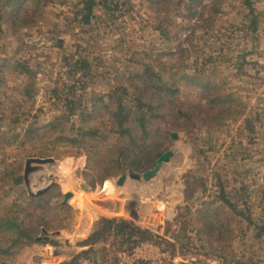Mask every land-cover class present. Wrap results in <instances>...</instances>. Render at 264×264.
<instances>
[{"label":"rangeland","instance_id":"obj_1","mask_svg":"<svg viewBox=\"0 0 264 264\" xmlns=\"http://www.w3.org/2000/svg\"><path fill=\"white\" fill-rule=\"evenodd\" d=\"M16 1L2 8L0 20V214L16 207L34 235L31 242L10 247L0 259L5 264H66L76 257L77 264H118L110 232L107 239L81 244L100 216L125 218L159 234L156 241L170 253L163 264H242L264 259V0H251L257 13L253 32L244 29L249 16L242 0H220L205 26L198 23L201 6L188 10V0H121L112 17L96 8V16L86 24L73 15L77 0ZM211 1L202 0V17ZM250 47L243 64L236 67L237 53ZM79 56L89 61L84 73L74 69L73 60ZM156 57L170 64L165 72L157 71ZM205 60L202 77L216 83L220 92H231L240 103L226 124L205 125L196 113L188 122L171 115L160 117L153 125L167 131L169 139L157 138L158 149H171L172 155L157 172L147 180L126 175L116 185L117 176L128 169L121 161L120 173L98 182L86 165L87 149L118 146L131 151L134 147L114 142L112 132L95 146L79 135L80 118L81 125L114 128L106 108L99 102L91 106L94 96H102L112 109L117 99L126 101L132 91L127 85L130 76H143L145 68L161 78L174 72V78L201 67ZM175 84L178 90L169 97L168 108L203 104L198 87L179 78ZM121 86L128 92L121 93ZM67 101L72 102L71 112ZM244 116L251 129L245 128ZM52 119V128L44 125ZM27 128L31 131L25 135ZM60 135L74 140H60ZM29 157L53 158L38 167L30 163L35 167L27 173L31 191L45 187L53 177L41 197L31 201L23 177L18 184L12 182L13 175H23ZM217 178L238 213L214 198ZM62 191L71 193L65 203ZM189 191L191 196L186 197ZM179 212L183 215L178 219L188 225H167ZM204 219L209 225L218 222L221 236L215 239L187 230L201 228ZM55 230L59 234L51 233ZM0 243H7L5 233H0ZM39 245L56 252L41 255ZM69 251L74 254L64 262Z\"/></svg>","mask_w":264,"mask_h":264},{"label":"trees","instance_id":"obj_2","mask_svg":"<svg viewBox=\"0 0 264 264\" xmlns=\"http://www.w3.org/2000/svg\"><path fill=\"white\" fill-rule=\"evenodd\" d=\"M22 0H17L19 2ZM188 3H185L187 9H191L192 5H200L201 11L199 12V22L204 26L207 25L210 18L213 14L218 11L217 3L220 0H212L207 7V15L202 17V10L204 9V3H201L202 0H188ZM10 0H0V20L2 18V8L8 5ZM187 2V1H186ZM121 0H77L76 9L73 11V15L77 18V21L86 24L89 23L93 17H95V9L98 8L105 14L107 17H112L115 12H119V7L121 6ZM242 4L245 5L247 11L246 15L249 16L246 23L244 24V29L253 32L257 28V13L254 12L252 7L251 0H242ZM251 51L241 49L237 53L234 61L236 67H240L244 62V55ZM206 60L201 63V67L193 69L191 72H180L178 77L173 78V73L169 72L168 76L161 78L160 75L156 72L148 73V69L143 70L142 75H132L129 78L128 84L131 87L132 91H129L128 98L126 101H121L117 99L115 107L112 109L109 108L102 96L96 95L93 98L91 106L95 108L97 102L106 108V111L112 122L114 123V128L104 130L99 128L97 125H81L79 120V125L77 126V132L81 137L86 136L89 141L87 142L90 146H95L99 142H103L106 133L112 132V137L114 142L123 144H129L134 147V150L124 151L123 148L118 146H104L96 149H87L86 150V165L93 169L96 175L98 182H101L104 177L112 176L120 173L123 169L121 167V161L126 163V168L132 170H143L146 167L150 166L154 159L162 152V149H158V146L161 142L157 141V138H162L163 140L169 139V133L167 131H161L158 127L153 125V121L162 118L163 116H173L181 118L183 122H188L190 118L194 119L196 117L195 113L200 116L203 124L208 126H220L226 124L229 120L231 112L233 109L240 105L239 101L232 95L231 92L222 93L219 90V87L216 83L210 81L209 79L202 77V72L204 71V66ZM73 65L75 70L80 72L86 71L89 67V61L84 56L76 57L73 60ZM156 69L158 72H162L170 66L169 63L161 59L155 58ZM196 66V65H195ZM165 72V71H164ZM146 75H151L155 78L149 77ZM140 78V81L136 83V79ZM183 79L184 81L195 85L200 90V97L203 100V104L192 105L187 104L184 108L175 107L168 108L170 104L169 97L177 92L178 87L175 82L177 79ZM118 89L121 90V93L128 92L125 86H121ZM65 106L68 112L73 110L72 102H65ZM108 108V109H107ZM108 110V111H107ZM53 119L48 121L46 126L53 127ZM243 124L245 128L251 129L252 124L250 119L246 116L243 117ZM175 124L173 126H177ZM30 129L24 131L25 135L30 133ZM60 140L63 141H73L74 139L67 135H60ZM124 151L122 156L120 154ZM22 181L21 174L13 175L12 182L13 184H18ZM217 187L215 193L213 194L214 198L223 202L227 207L233 212H237L235 209V203L228 198L227 193L225 192L224 184L217 178V181L214 183ZM191 196V191L186 193V197ZM40 194L28 196V200L38 199ZM19 207H17L18 209ZM182 209L186 210L187 206L182 205ZM10 207L0 214V233H5L7 243H0V255H6L10 247L15 244L29 243L33 240V227H27L25 225L24 217L20 216L18 212ZM238 213V212H237ZM183 215L182 212L175 214L171 221H167V225L177 223H185L188 225L187 221L179 220L178 217ZM213 218L218 221V216L214 213ZM248 222H250L249 216L245 217ZM184 221V222H183ZM38 225L42 222L37 223ZM202 227H191L187 230H193L194 233L198 231L201 234L205 235H214L218 238L221 236V227L218 222L212 225H209L205 219L201 221ZM259 229L263 227L257 226ZM216 229V232L214 231ZM167 230L164 229V232ZM220 230V231H219ZM225 230V229H224ZM177 231V230H176ZM111 233L110 246L114 250H128L131 246L140 240H151L156 241L160 237L159 234L153 233L147 227H141L132 223V221L125 218H115V217H98L93 223L91 232L81 241V244L86 243H95L102 238L107 239ZM186 232V231H185ZM185 232H181V235L184 236ZM179 233V232H177ZM176 238V235H173ZM187 238V237H186ZM173 245L172 243H169ZM41 247V255L54 254L56 250L52 248H46L45 245H39ZM62 249H71L68 246L60 247ZM91 246L87 247L85 250H81V253L84 254L87 250H90ZM74 252H68L64 262L71 257ZM76 257H73L66 264H77ZM0 264H5L4 261L0 259ZM63 264V263H61ZM242 264H264V259L261 260H250L245 261Z\"/></svg>","mask_w":264,"mask_h":264},{"label":"water","instance_id":"obj_3","mask_svg":"<svg viewBox=\"0 0 264 264\" xmlns=\"http://www.w3.org/2000/svg\"><path fill=\"white\" fill-rule=\"evenodd\" d=\"M170 136L172 138H175L176 133L170 132ZM171 155H172V150L171 149H165L155 158V162L151 167H149V168H147L141 172H138V171H135V170L128 168L127 173H121L117 176V178L115 179V184L121 185L124 182L126 175L128 177H130L132 179H136V180H147V179H149L150 177H152L157 172V170L161 166L162 162L166 161ZM52 161H53L52 157H29L26 159L22 177H23V181H24L25 185L27 186V192L29 195L41 194L53 183V177H51L49 183H47V185L45 187L39 188L36 191H31V189L28 186L27 173L29 170L34 169L35 167H33L30 163L35 162V163H37L35 166L38 167V166H41L40 163L52 162ZM81 187L83 189L87 188V186L85 184H82ZM67 198H68V194L65 191H62L61 202L62 203L67 202ZM41 232H46V230L44 228H42ZM59 232L60 231L55 230L51 233L52 234H59Z\"/></svg>","mask_w":264,"mask_h":264},{"label":"built area","instance_id":"obj_4","mask_svg":"<svg viewBox=\"0 0 264 264\" xmlns=\"http://www.w3.org/2000/svg\"><path fill=\"white\" fill-rule=\"evenodd\" d=\"M118 264H163L170 253L162 243L151 240L135 242L128 250H117Z\"/></svg>","mask_w":264,"mask_h":264},{"label":"bare ground","instance_id":"obj_5","mask_svg":"<svg viewBox=\"0 0 264 264\" xmlns=\"http://www.w3.org/2000/svg\"><path fill=\"white\" fill-rule=\"evenodd\" d=\"M85 189H87V188H85ZM67 194H68V198H69V196H71V193L70 192H66ZM67 198V199H68ZM74 232V231H73Z\"/></svg>","mask_w":264,"mask_h":264}]
</instances>
